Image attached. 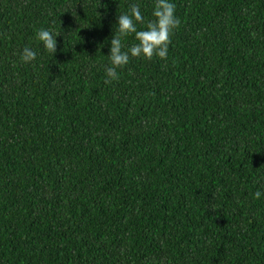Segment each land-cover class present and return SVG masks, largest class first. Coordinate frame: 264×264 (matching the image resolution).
Returning <instances> with one entry per match:
<instances>
[{
  "label": "trees",
  "instance_id": "obj_1",
  "mask_svg": "<svg viewBox=\"0 0 264 264\" xmlns=\"http://www.w3.org/2000/svg\"><path fill=\"white\" fill-rule=\"evenodd\" d=\"M174 2L167 59L106 83L154 0H0V264H264V0Z\"/></svg>",
  "mask_w": 264,
  "mask_h": 264
},
{
  "label": "clouds",
  "instance_id": "obj_2",
  "mask_svg": "<svg viewBox=\"0 0 264 264\" xmlns=\"http://www.w3.org/2000/svg\"><path fill=\"white\" fill-rule=\"evenodd\" d=\"M153 19L148 21L146 27L138 28V24H144V16L138 4L131 5L130 12L118 15L116 28L110 41L109 64L104 72L106 83L117 81L120 78L118 69L129 64L131 58H143L147 60L158 57L166 60L169 53L171 37L181 25V19L176 14L174 0H154L152 9ZM60 33L49 28H39L35 31L36 38L42 43L44 49L54 55L57 49V36ZM129 35H134L136 43L125 49L122 42ZM37 58V51L25 46L20 54L21 62L28 64ZM264 196V192L257 190L255 199Z\"/></svg>",
  "mask_w": 264,
  "mask_h": 264
}]
</instances>
